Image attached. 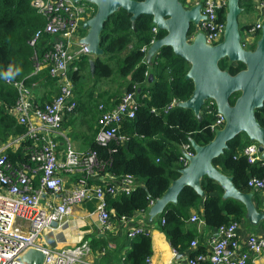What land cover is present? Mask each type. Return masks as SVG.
I'll return each mask as SVG.
<instances>
[{"label":"trees","instance_id":"obj_1","mask_svg":"<svg viewBox=\"0 0 264 264\" xmlns=\"http://www.w3.org/2000/svg\"><path fill=\"white\" fill-rule=\"evenodd\" d=\"M31 2L32 0H0V144H5L9 138L21 136L26 131L25 127L19 125L9 114V110L16 103L17 93L5 85L1 79L2 75L23 81L27 86L44 84L50 86L52 90L55 88L57 92L55 80L49 77L47 69L32 75L35 60L46 50L45 45L51 37L43 35L35 47L28 44L35 33L44 28L46 22L43 15L32 7ZM94 12L91 13V17ZM218 16L219 20L224 21L226 13L220 11ZM154 27L151 17L139 16L133 28L130 15L120 9L104 24L100 35V48L104 53L102 57L95 58L93 75L89 71L88 57H79L74 62L76 69L72 70L73 67H70L69 70L76 100V92L80 85V88L88 93L93 105L99 99H103V103L100 104L107 109H111L118 102L123 92L134 91L133 87L136 89L135 118L126 120L119 132L127 138L123 144L111 142L106 147H98L94 143L97 125L93 129L91 121L96 120L97 123L100 114L99 104L87 107L77 100V107L70 114L89 109L91 116L87 121L93 137H88V144L90 150L97 154L98 169L101 168L103 172L117 178L130 175L138 183L130 195L106 199V209L112 210L114 214L111 220L121 217L129 219L136 212H147L151 202L160 199L171 182L179 177L178 170L182 168L178 162L180 146L190 144V140L203 146L215 135L209 128L215 116L207 114L204 106L200 111V121L190 110L177 106L167 109L173 101L176 103L186 101L193 92V83L185 79L189 65L176 56L170 47L160 48L151 64L145 63L146 52L142 49L149 48L152 40L165 36L164 31L158 30L157 33H153ZM81 30L83 29L80 28L79 32ZM192 32L191 27L189 34ZM259 35L258 31L256 37ZM250 49L253 50L254 46ZM218 66L231 75L244 69L241 63L234 66L226 59L220 60ZM86 76L91 81L87 84L79 83ZM103 81H108L112 88L115 86L114 89L109 96L104 93L93 99L92 93L99 82ZM114 96L116 99L110 102ZM238 96L234 94L230 97V105H234ZM109 103L113 106H107ZM254 115L256 121L264 127V105L262 109H256ZM249 144L251 142L245 134H240L227 143L228 149L221 156L212 161L215 168L233 178V183L240 191L247 188L249 177H264V170L257 164L250 165L242 155L243 148ZM29 145L30 143L25 141L16 151L7 150L9 162L13 165L26 163L28 156L25 155L24 149ZM201 188L204 198L192 188L185 187L178 195L177 203L168 204L157 216L160 231L177 254L184 253L190 247L194 236L193 232L186 228L185 222L191 218L190 210H197L201 202L203 213L200 220L207 227L216 229L232 221L241 223L246 220L244 206L233 199L223 200V191L218 184L204 178L201 181ZM161 220H164L163 224ZM103 236L89 243L91 253L96 250L103 252L107 250L108 242H113L117 249L108 251L105 255L116 257L120 261L119 264H145L146 259L152 255L149 236H137L134 239H129L126 235L115 238L113 233H104ZM126 247L128 251L123 255L122 251ZM203 252L204 247L197 246L190 256Z\"/></svg>","mask_w":264,"mask_h":264},{"label":"built area","instance_id":"obj_2","mask_svg":"<svg viewBox=\"0 0 264 264\" xmlns=\"http://www.w3.org/2000/svg\"><path fill=\"white\" fill-rule=\"evenodd\" d=\"M246 0H240V6ZM74 3L71 0H32L31 5L45 18V26L35 33L28 42L35 47L43 35L51 37L45 45L46 50L36 58L32 75H37L44 69L55 80L57 94L48 102L39 104L33 92L37 84L27 86L23 81L10 79L4 75L2 81L17 93L16 103L9 110L15 121L25 127L23 135L9 138L5 144H0V264H27L22 257L29 250L43 253L42 264H92L87 259L91 254L90 245L83 240L76 246L62 249H49L39 241L44 230L50 229L52 223L60 224L70 213L71 207L91 199L101 200L99 206V222L103 233H112L110 212L106 210V196L130 195L138 186L137 181L130 175L118 178L117 185H89L88 181L94 176L99 167L97 154L94 150L82 153L75 151L65 138L62 145V125L64 117L74 112L77 100L68 72L70 67L75 70L74 62L79 57L89 55L85 44L69 47L73 33L78 24L88 13V6ZM193 6L200 5L201 19L189 41L196 34H202L205 44L214 46L222 41L225 20H219L218 13L227 11V0H193ZM264 7V0H259ZM89 14V15H88ZM262 29L258 23L247 30L249 37H256ZM156 26L152 29L157 33ZM156 40H152V45ZM246 48V47H245ZM148 48H143L146 52ZM134 91L123 92L118 102L107 109L103 104L98 105L97 132L94 143L98 147H106L111 142H126L119 132L126 120L135 118L137 109V94ZM173 101L167 109L176 106ZM204 108L207 114L215 116L209 126L213 133L221 129L225 123L224 116L217 111L215 102L206 100ZM30 143L24 151L28 156L26 163L11 164L6 151H16L22 142ZM62 147V149H61ZM242 155L250 165H258L264 170V159L258 151V145L251 143L242 150ZM60 156V157H59ZM194 156L190 144L180 146L178 159L182 168L187 167L189 158ZM64 174H79L77 186L68 189L62 178ZM248 189L260 191L264 189V177H249ZM45 200L43 201V198ZM58 198V203L53 202ZM154 203L151 202L150 207ZM131 218V217H130ZM129 218V219H130ZM122 221L128 218L121 217ZM192 222L202 223L199 217L192 216ZM164 220H161V224ZM240 223L229 222L217 227L209 240L208 251L187 257L184 263L176 261L168 264H264L258 263L264 253V236L257 234L238 233ZM125 235L129 239L137 236H149L150 230L140 224H130ZM190 246L197 248L195 241ZM173 256H179L172 250ZM145 264H152L147 258Z\"/></svg>","mask_w":264,"mask_h":264},{"label":"water","instance_id":"obj_3","mask_svg":"<svg viewBox=\"0 0 264 264\" xmlns=\"http://www.w3.org/2000/svg\"><path fill=\"white\" fill-rule=\"evenodd\" d=\"M78 3L81 0H71ZM93 5L94 15L85 21L82 28L86 34L79 40L85 44L89 55V71L93 75L95 58L103 56L100 48V35L109 17L120 9L130 15L134 22L139 16H149L153 25L165 36L154 41L147 49L145 63L162 47H170L173 53L189 65L186 80L193 83V92L184 102L176 104L178 108L190 110L201 120L200 111L206 100L215 102L217 111L224 116L225 123L216 131L213 139L200 146L190 140L194 156L189 158L187 167L178 170L179 177L173 180L164 195L156 200L148 210L149 221L161 214L168 204L175 205L178 195L185 187L192 188L201 198L204 192L201 181L207 178L220 186L222 199L239 201L245 208V219L256 226L264 219V214L257 211L250 193H243L233 183V178L223 174L212 165V161L228 149L227 143L240 134H245L251 143L258 145L261 158L264 159V127L255 119L256 109L264 105V26L253 50L241 45L238 16L241 14L240 0H227V11L222 41L214 46L205 44L202 34H196L189 42L191 27L203 19L200 5L184 9L178 0H84ZM226 59L231 64L241 63L244 69L235 75L219 68L220 60ZM151 79V76L149 77ZM238 94L234 105L229 99ZM52 223L51 227H55ZM44 255L37 250H29L22 257L27 264H42Z\"/></svg>","mask_w":264,"mask_h":264},{"label":"crops","instance_id":"obj_4","mask_svg":"<svg viewBox=\"0 0 264 264\" xmlns=\"http://www.w3.org/2000/svg\"><path fill=\"white\" fill-rule=\"evenodd\" d=\"M241 14H243L241 18V25L238 23L240 35H241V45L243 47L251 50V47H255V43L259 36L257 37H249L247 35V30L250 27L260 23L261 27L264 26V7H261L259 4V0H246L241 5ZM88 13L94 12L92 7H88ZM89 15V14H88ZM239 17V16H238ZM91 16L85 17L80 22H85L90 19ZM80 22L78 24V28L73 33L71 40L69 42V47L75 48L78 44V41L82 38L79 32ZM83 25V24H82ZM249 27L248 29H246ZM82 28V27H81ZM83 29V28H82ZM84 30V29H83ZM86 31V30H85ZM261 30L259 31V33ZM78 34V35H77ZM244 35V40H242ZM257 35V33H256ZM84 37V36H83ZM147 53V52H146ZM156 55V54H155ZM154 55V56H155ZM151 58V62L154 58ZM89 59L93 58L91 55L87 56ZM146 62V61H145ZM150 62V64H151ZM149 64V65H150ZM236 65V64H232ZM69 77V72H68ZM55 87V86H54ZM115 87V86H114ZM109 86L108 81L99 82V85L96 87V90L92 93V98L97 99L98 95H103L107 93V96L114 89ZM36 100L38 102H48L55 95L56 90L51 89L50 86H45L41 84L36 86L33 90ZM77 100L79 102H83L85 106H91L92 101L88 97V93L84 92L79 85L78 92H76ZM116 97H112L110 102H113ZM103 103V99H99L94 103L96 104ZM109 107L113 106L110 103L107 105ZM91 113L87 108V111H83L74 115H67L64 117L63 125H62V137L59 138L60 143L64 146L66 145L65 138L68 140L70 144V139L75 141V145L83 150H79L77 147L75 149L74 146L70 144V146L77 152L82 153L90 150L88 144V137H93V132L89 131L88 121L90 119ZM93 129L96 128V120L91 121ZM121 135V134H120ZM122 136V135H121ZM244 136V135H243ZM124 137V136H122ZM87 147L84 149V147ZM62 149V147H61ZM180 150V149H179ZM60 157V156H59ZM62 178L64 180V185L68 189H72L77 186V181L80 178L79 174H64L62 173ZM89 185H117L118 178L112 176L109 173L103 172V170L97 169L94 173V176L91 177L88 181ZM243 193H250L252 195V202L258 212L264 214V189L260 191L251 190L245 188V191H241ZM211 195H215V193H211ZM120 196V193H117L115 196H106L104 198V203L106 207V199L115 198ZM44 197L43 201L45 200ZM53 202L58 203V198L53 197ZM101 204V200L99 199H91L85 201L81 204L75 205L71 207L70 213L63 219L60 224H56L55 227H51L50 229H46L42 232L39 243L47 247L49 249H62V248H70L78 245L83 240L90 243L92 240L96 238L104 237V233L102 232V228L99 222V206ZM107 210V209H106ZM110 212V216L113 217V211L107 210ZM203 213V203L201 202L198 206V209H191L190 214L192 216H197L201 218ZM158 216V215H157ZM157 216L153 217L151 221L148 218L147 212H136L130 219L122 221L121 219H112L110 221L112 233L115 235V238H121L125 236V232L127 231L130 224L134 226L140 224L144 228H148L150 230V240H151V263L152 264H168L169 262L176 261L179 263H184L187 257L190 256L196 249L193 247H189L184 253L179 254V256L174 257L172 253V248L169 245V242L160 231V223ZM186 228L193 232V240L195 241L197 246H203L205 252L208 251V245L210 237L215 229L211 227H207L203 222L197 223L192 222L190 219L185 222ZM249 226V227H248ZM250 229H248V228ZM238 233L240 236H244V234H257L264 236V219L259 222L258 225L253 226L250 225L247 220L240 223L238 228ZM117 249L115 243L108 242L107 250H103V252H98V250L91 253L88 257V263L92 264H119V260L116 257L105 255L108 251H114ZM128 251V247L124 248L122 254L124 255ZM121 254V255H122ZM258 263H264V253L259 257Z\"/></svg>","mask_w":264,"mask_h":264},{"label":"rangeland","instance_id":"obj_5","mask_svg":"<svg viewBox=\"0 0 264 264\" xmlns=\"http://www.w3.org/2000/svg\"><path fill=\"white\" fill-rule=\"evenodd\" d=\"M86 4V6H88L89 7V4H87V3H85V1L84 0H81V2H80V5H85ZM90 7H92V9L95 11V8H94V6L92 5V6H90ZM243 14H240L239 15V17H238V23L241 25V23H242V21H241V16H242ZM82 24H83V22H80V28L82 27ZM82 29V28H81ZM86 34V31L85 30H81V32H80V35H81V37H83L84 35ZM78 35V34H77ZM242 40H244V35H243V38H242ZM190 42V41H189ZM70 74V73H69ZM91 81V79L90 78H88L87 76H86V78H83V79H81L80 81H79V83H83V84H87V83H89ZM114 81V80H113ZM115 82V81H114ZM112 83V82H111ZM111 85V84H110ZM112 85H113V83H112ZM243 138H244V136H243ZM70 144L72 145V146H74L75 147V149H76V145H75V141L73 140V139H70ZM78 148V147H77ZM85 148H87L86 146L84 147V149ZM79 150H83V149H80V148H78ZM249 227V226H248ZM247 227V228H248ZM248 229H250V228H248Z\"/></svg>","mask_w":264,"mask_h":264},{"label":"flooded vegetation","instance_id":"obj_6","mask_svg":"<svg viewBox=\"0 0 264 264\" xmlns=\"http://www.w3.org/2000/svg\"><path fill=\"white\" fill-rule=\"evenodd\" d=\"M179 3L183 6L184 9H190L193 6V0H178Z\"/></svg>","mask_w":264,"mask_h":264}]
</instances>
